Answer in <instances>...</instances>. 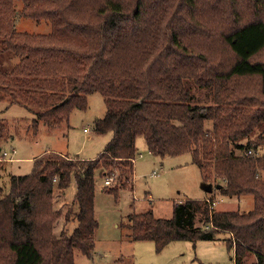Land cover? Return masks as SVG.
I'll list each match as a JSON object with an SVG mask.
<instances>
[{"label": "trees", "instance_id": "trees-1", "mask_svg": "<svg viewBox=\"0 0 264 264\" xmlns=\"http://www.w3.org/2000/svg\"><path fill=\"white\" fill-rule=\"evenodd\" d=\"M14 1L0 0V45L14 59L0 69V100L27 108L35 133L67 123L98 93L105 112L93 127L112 136L95 159L50 154L0 184V264L92 256L96 173L132 185L138 137L152 156L189 154L204 183L224 198L251 196L252 207L216 211L205 193L173 204L169 218L132 212L128 240L152 241L156 252L174 241H221L233 264L248 256L264 264V0H18L19 11ZM19 17L50 30L18 32ZM11 138L0 119V142ZM72 181L63 212L54 191L64 195ZM101 191L118 197L114 187ZM62 216L75 225L57 236Z\"/></svg>", "mask_w": 264, "mask_h": 264}, {"label": "rangeland", "instance_id": "rangeland-1", "mask_svg": "<svg viewBox=\"0 0 264 264\" xmlns=\"http://www.w3.org/2000/svg\"><path fill=\"white\" fill-rule=\"evenodd\" d=\"M21 1H14L16 11L21 10ZM18 32L45 34L50 24L19 17L15 20ZM8 52L0 45V69L9 70L14 62ZM105 112L103 97L94 93L87 97L85 110H72L68 122L56 129L40 125L33 133L31 119L33 114L20 104H9L0 100V119L9 126L12 138L0 142V184L7 181L8 175H29L34 161L48 158L49 155L68 156L84 160L95 159L111 138V133H98L94 130L95 120ZM211 122L207 123V127ZM257 134V133H256ZM255 137V136H254ZM253 138L252 140H255ZM137 156L133 166V176L128 186L114 176L102 177L99 172L95 177L94 217L98 228L94 234V252L87 257L74 251L76 264H233V252L221 241H174L156 252L152 241H130L125 236L128 231L123 227L127 216L132 212L151 210L155 217L169 218L173 204L185 199H198L205 193L200 186L204 178L199 169L191 163L189 154L176 157H155L147 152L143 138L136 139ZM6 152V156H3ZM75 160V159H74ZM155 171L158 175H153ZM116 175V174H115ZM264 178V172H261ZM104 178H110L106 187L118 190V197L102 192ZM213 179V174L210 175ZM213 182V181H212ZM213 182V190L208 196L217 201L216 211H247L252 207V197L224 198L218 194ZM76 186L72 181L64 195L54 191L55 207L63 212L73 201ZM65 199H64V198ZM204 197V196H203ZM67 203V204H66ZM75 225V224H73ZM72 224H66L63 216L54 226L58 236L62 230H71ZM254 260L248 256L246 263Z\"/></svg>", "mask_w": 264, "mask_h": 264}, {"label": "built area", "instance_id": "built-area-1", "mask_svg": "<svg viewBox=\"0 0 264 264\" xmlns=\"http://www.w3.org/2000/svg\"><path fill=\"white\" fill-rule=\"evenodd\" d=\"M248 153H250V151ZM6 155H7L6 152H3V156H6ZM152 174L153 175H158L155 171H153ZM110 183H111L110 178H104L103 187H106V186L110 185ZM208 202H209L210 208L214 209V207L217 204V201L214 200V201H208Z\"/></svg>", "mask_w": 264, "mask_h": 264}, {"label": "water", "instance_id": "water-1", "mask_svg": "<svg viewBox=\"0 0 264 264\" xmlns=\"http://www.w3.org/2000/svg\"><path fill=\"white\" fill-rule=\"evenodd\" d=\"M200 188L206 194H210L212 192V190H213L212 185L206 184V183H202Z\"/></svg>", "mask_w": 264, "mask_h": 264}, {"label": "crops", "instance_id": "crops-1", "mask_svg": "<svg viewBox=\"0 0 264 264\" xmlns=\"http://www.w3.org/2000/svg\"><path fill=\"white\" fill-rule=\"evenodd\" d=\"M82 159V158H81ZM134 163H135V161H134ZM134 166V165H133ZM204 196V195H203ZM203 196H201V197H199L198 199H202V198H204ZM125 234H127V233H125Z\"/></svg>", "mask_w": 264, "mask_h": 264}]
</instances>
